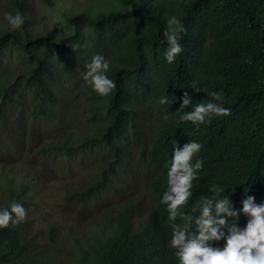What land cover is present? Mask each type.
I'll return each mask as SVG.
<instances>
[{
    "label": "trees",
    "instance_id": "16d2710c",
    "mask_svg": "<svg viewBox=\"0 0 264 264\" xmlns=\"http://www.w3.org/2000/svg\"><path fill=\"white\" fill-rule=\"evenodd\" d=\"M6 1L25 20L18 29L0 26V156L20 150L36 124L49 130L79 123L80 131L51 138L36 155L60 166L89 158L88 176L66 189V199L91 207L116 201L102 226H86L76 264H179L169 247L172 225L190 222L168 220L160 201L173 149L190 141L201 145L192 162L202 160L203 167L180 211L188 217L205 197H227L239 213L230 226H246L242 201L252 196L264 203V0H96L65 16L63 34L54 39L29 34L27 0ZM171 17L186 31L183 51L169 64L163 33ZM95 55L109 63L106 75L116 85L107 96L83 79ZM194 81L207 91L191 89ZM185 92L193 105L222 103L230 115L198 126L183 121L178 110ZM213 92L223 101H214ZM138 169L153 173L147 182L152 199L134 226L133 200L121 203L119 195ZM213 187L220 191H209ZM25 197L23 183L3 184L0 211L14 202L25 209ZM0 264L55 263L25 243L19 224H10L0 229Z\"/></svg>",
    "mask_w": 264,
    "mask_h": 264
},
{
    "label": "rangeland",
    "instance_id": "374dc122",
    "mask_svg": "<svg viewBox=\"0 0 264 264\" xmlns=\"http://www.w3.org/2000/svg\"><path fill=\"white\" fill-rule=\"evenodd\" d=\"M96 0H27L28 32L31 36L48 35L56 38L63 34L64 17L92 8ZM6 14L14 15L9 3L0 0V26L11 27ZM12 28V27H11ZM79 123L74 126L59 124L54 129H38L36 124L30 138L19 144L20 150L12 157L0 156V192L5 183L14 187L25 185L26 218L19 223L24 241L39 255L52 258L55 264H76L79 247H85L82 237L89 232V222L105 219L107 207L116 201L108 200L95 206L74 204L67 200L66 189L83 181L91 170L89 158L84 157L81 165L76 159L68 166L57 165L48 157L37 156V147L58 135L81 130ZM153 177L148 169H138L136 177L127 190H121L119 202L132 199L134 204L133 225L137 226L151 203L147 182ZM103 228V227H102Z\"/></svg>",
    "mask_w": 264,
    "mask_h": 264
},
{
    "label": "clouds",
    "instance_id": "9594fccd",
    "mask_svg": "<svg viewBox=\"0 0 264 264\" xmlns=\"http://www.w3.org/2000/svg\"><path fill=\"white\" fill-rule=\"evenodd\" d=\"M6 19L14 29L24 24V16L17 12L15 15L6 14ZM186 29L176 17L167 20V29L163 33L167 50L166 61L171 64L183 49L180 39ZM83 79L90 83L93 90L100 96L109 95L116 87L106 72L109 63L101 55H95L87 66ZM195 92H206L197 82L190 86ZM214 101H223V96L211 93ZM161 104L167 100L161 98ZM191 107V111H185ZM178 112L181 119L194 125L205 123L214 116H228L230 110L222 103L200 102L193 105L192 97L187 92L183 95V102ZM165 120L168 119L166 115ZM201 150V145L195 141L186 143L182 148L175 146L172 152L170 168L167 172V190L163 193L161 204L167 206L168 220L175 221L179 216L187 218L190 223L172 225V238L169 247L175 251L179 264H264V203L257 204L255 198L248 196L242 201V213L247 218L244 228L237 223L230 226V218H238L239 213L227 197L218 198L213 195L205 197L192 206V215L185 217L180 209L187 205L192 196L193 181L198 179L197 173L203 167V161L193 158ZM209 191L218 193L220 189L213 187ZM247 191V190H246ZM199 213V215H195ZM26 218V210L19 203H12L10 209L0 211V229L10 224H19ZM227 229V235L225 234ZM224 241L223 248L214 247V242Z\"/></svg>",
    "mask_w": 264,
    "mask_h": 264
}]
</instances>
